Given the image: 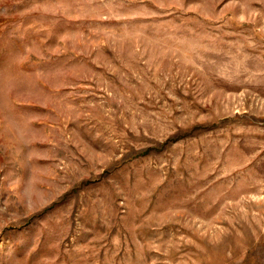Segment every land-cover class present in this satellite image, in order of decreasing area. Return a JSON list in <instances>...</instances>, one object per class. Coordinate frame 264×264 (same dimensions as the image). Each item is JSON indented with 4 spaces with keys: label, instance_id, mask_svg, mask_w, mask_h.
<instances>
[{
    "label": "rangeland",
    "instance_id": "rangeland-1",
    "mask_svg": "<svg viewBox=\"0 0 264 264\" xmlns=\"http://www.w3.org/2000/svg\"><path fill=\"white\" fill-rule=\"evenodd\" d=\"M0 264H264V0H0Z\"/></svg>",
    "mask_w": 264,
    "mask_h": 264
}]
</instances>
